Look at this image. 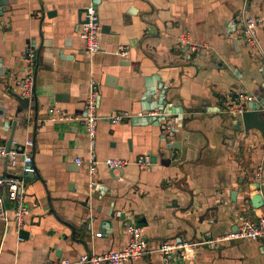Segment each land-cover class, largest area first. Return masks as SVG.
<instances>
[{"label":"crops","instance_id":"0c3cea01","mask_svg":"<svg viewBox=\"0 0 264 264\" xmlns=\"http://www.w3.org/2000/svg\"><path fill=\"white\" fill-rule=\"evenodd\" d=\"M0 10V147L32 140L35 175L27 176L26 236L19 240L6 191L0 218V264H41L127 246L128 224L144 228L149 247L197 242L236 230L245 219L264 218L253 202L256 174L263 172L264 136L245 129L230 109L253 95L264 111V0H97L101 50L90 54L81 19L91 0H8ZM258 22L257 47L243 28ZM189 34L206 48L189 58L178 39ZM37 53L35 93L29 111L19 112L25 52ZM128 47V57L120 49ZM100 83L96 159L101 162L90 188V139L77 122H56L57 106L81 114L89 84ZM157 112L161 123L136 119L114 125L121 111ZM176 128L164 141L163 125ZM175 145V147H173ZM156 163L140 170V157ZM108 159L131 162L112 173ZM78 160L82 164L77 163ZM0 159L1 177H19ZM100 233L101 237L96 235ZM175 264H264V241H231L218 249L199 246ZM158 253L124 264H162Z\"/></svg>","mask_w":264,"mask_h":264},{"label":"built area","instance_id":"2783aa9c","mask_svg":"<svg viewBox=\"0 0 264 264\" xmlns=\"http://www.w3.org/2000/svg\"><path fill=\"white\" fill-rule=\"evenodd\" d=\"M1 10V7H0ZM87 23L81 25L80 35L85 40L86 50L90 54L98 53L101 50L100 38L101 23L98 17L97 0H91V3L85 8V17ZM258 22L250 18L247 19L243 28V35L247 43L251 47H257V41L255 38V32ZM178 47L181 51L186 50L187 56L190 58L192 54L198 51L204 50L206 47L200 43L193 41L189 34H183L178 39ZM121 57L127 58L129 49L128 47H122L120 49ZM37 53L33 46H29L25 52L26 73L22 79H20L21 95L23 97L32 98L35 93L36 85V71H37ZM89 96L86 100L84 110L81 114H72L60 109L57 106H53L49 109V118L51 121L56 122H77L82 124L90 139L89 146V160H88V174L90 178V188L92 190H99V185L96 180L97 169L101 164L96 159V135L97 125L103 117L98 113L100 96L99 89L100 83L92 79L89 84ZM239 100L246 101L237 107L230 109L229 113L238 118L247 110L248 103L254 101L253 95H239ZM157 112H140L133 114L128 111L117 112L114 115L108 117L112 124L117 125L127 121L134 120L136 118L145 117H158ZM163 139L164 141H173L176 133V128L166 123L163 125ZM35 143L32 140H26L23 143L18 141H12L10 150L6 147H0V159H8L10 167L16 169L20 164L22 167V175L19 177H1L0 187L4 188L8 200L11 202L14 212V225L18 238L23 240L21 232L27 226V217L31 211L26 204L25 193L27 188V176L35 175L37 168L34 163L33 149ZM77 163L82 164L81 160ZM108 169H122L125 166L131 164L130 161L124 159H108L103 163ZM134 164L142 171L149 169L152 166L151 158L149 156L140 157ZM260 187L264 184L263 172L259 170L256 174ZM260 191V190H259ZM261 193V192H260ZM262 194V193H261ZM4 197L0 195V218L6 222H9V217L4 209ZM126 232L130 236L129 243L126 247L119 251H111L106 253H85L79 257V259L72 261L67 258H58L54 260H48L41 264H124L127 262H135L143 259L145 256L151 253H158L162 259V264H175L173 262L174 255L180 257L183 261L186 260L187 255L193 252L199 246H206L211 249H218L223 243L231 241H264V218L258 221H251L249 219L243 220L234 231H230L225 235L206 238L197 242H185L179 241L174 243H161L157 247H149L145 238L144 228L136 224H128L126 226ZM97 237H101L102 234L98 233ZM175 256V257H176Z\"/></svg>","mask_w":264,"mask_h":264},{"label":"water","instance_id":"95a60500","mask_svg":"<svg viewBox=\"0 0 264 264\" xmlns=\"http://www.w3.org/2000/svg\"><path fill=\"white\" fill-rule=\"evenodd\" d=\"M8 3H9L8 0H0V7H1L2 11L6 6H8ZM83 12H85V9ZM87 21H88L87 19H85V20L81 19L80 25L87 23ZM11 92L12 91H10L11 96L19 102V105H20L19 112H21L22 110L23 111H29L32 99L30 97H23L20 94L11 93ZM150 111H147V112H150ZM136 120L138 122H142V123H156V124L161 123L160 122L161 118H159V116L156 118L155 117H145L142 119L136 118ZM238 122L242 123L247 131L249 129H252V128L259 129L260 131H262L263 136H264V111H262V108H261V105L259 102L251 104L248 107V109L242 114V116L238 118ZM13 138H14V136L12 134L9 141H8V144L6 146L7 150H10ZM173 147H175V145H173ZM151 163L152 164L156 163L155 158H153V159L151 158ZM115 170H121V169H112V173H114ZM257 189L258 190L261 189L259 183H258ZM253 202L256 205L264 204L263 195L261 193L258 195H255V197L253 198ZM20 235H21V237L24 238L26 236V232L22 231Z\"/></svg>","mask_w":264,"mask_h":264}]
</instances>
